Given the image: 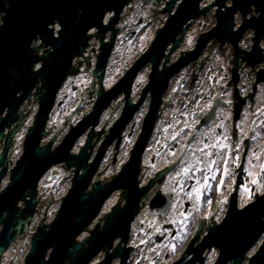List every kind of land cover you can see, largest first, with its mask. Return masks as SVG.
<instances>
[{
	"label": "flooded vegetation",
	"instance_id": "1",
	"mask_svg": "<svg viewBox=\"0 0 264 264\" xmlns=\"http://www.w3.org/2000/svg\"><path fill=\"white\" fill-rule=\"evenodd\" d=\"M142 5L132 11V19L124 21L118 31L113 51L104 65L105 93L118 84L154 40L133 57L120 50L129 44L134 46L144 35L145 21L136 16ZM231 5L229 1L226 7ZM258 14L252 7L247 19ZM216 15L217 6L192 20L186 32L176 37L177 49L171 51L173 41L164 51L157 71L160 77L149 83L153 63L146 61L132 85L116 90L99 117L92 147L86 152L89 155L86 166H97L86 194L95 184L101 187L110 184L131 158L134 160L130 166V198L125 196L126 189L114 190L76 242H86L95 229L102 232L114 209H127L125 215L132 216L128 237L109 264H174L183 256L187 258L190 252L195 256L205 245L207 235L223 223L229 211H241L264 196V36H259L256 42L255 31L249 28L239 37L227 34L217 38L209 34L216 26ZM241 15L237 11L233 16L234 33L242 27ZM118 71L121 72L117 75ZM111 77L114 79L108 84ZM99 88V80L94 79L91 68L65 81L49 118L53 129H57L54 136L62 129L53 148L92 110ZM127 99L131 108L125 111ZM55 112L61 117L60 123H51ZM69 117L76 122L66 128ZM87 134L88 131L77 142L80 145L72 154L85 146ZM73 171L74 168L65 170L62 163L42 177L36 211L22 219L28 229L22 228L19 234L12 235L11 243L0 256V264H24L39 223L49 224L38 218L41 184L48 180V187L53 188L49 192L55 193L58 189L55 182L64 180L68 192ZM17 204L18 217L25 203ZM121 240L122 237H116L111 250H101L90 264L104 262ZM263 242L264 233L256 243L257 249ZM257 249L247 253L244 264ZM11 253L17 255L9 259ZM218 255V248L207 247L194 264H215Z\"/></svg>",
	"mask_w": 264,
	"mask_h": 264
},
{
	"label": "water",
	"instance_id": "2",
	"mask_svg": "<svg viewBox=\"0 0 264 264\" xmlns=\"http://www.w3.org/2000/svg\"><path fill=\"white\" fill-rule=\"evenodd\" d=\"M229 1L232 7H226ZM131 2L132 0H0V143L7 135L6 141L2 142L3 150H0V186L11 165L9 157L13 156L9 150L26 119V109H32L34 100H39L22 153L11 170L4 190L0 189V256L11 243L15 232L19 234L22 228L27 231V223L22 219L28 213L33 215L36 211L39 181L48 170L63 163L65 170L74 168L71 186L53 220L50 223L47 221L48 213L42 218L49 224L45 225L44 221L39 223L24 264H90L101 250H111L116 237H122L116 250L109 253L104 262L99 263L109 264L128 237L132 216L125 215L127 209H114L102 232L95 229L86 242H76L81 232L96 219L105 199L114 190L124 188L127 190L125 196L130 198V166L134 163L133 158L110 184L104 187L95 184L92 191L86 194L90 179L97 169L96 165L86 166L89 158L86 152L92 147L99 117L111 103L116 90L128 89L146 61L153 63L149 82L152 84L155 77H160L158 65L168 45L174 41L171 51L177 49L179 40L175 41L176 37L186 32V26L192 20L206 14L213 7L217 6V22L209 34L217 38L227 34L239 37L250 28L255 31L256 42L259 36H264V0H215L206 4V0H169V3L162 6L165 7L162 12L167 15L166 21L157 30L150 47L118 84L105 93L104 65L109 60L120 30L121 22L118 21L126 14L124 9ZM149 2L155 6L160 5L159 0ZM252 7L259 14L247 19ZM224 8L226 11H223ZM237 11L242 14L243 24L234 33L233 16ZM108 13L114 15L104 19ZM54 24L60 26L58 33ZM107 32H111L109 40H106ZM92 36L101 38L100 54L93 70L94 79H98L100 84L96 100L92 110L86 112L76 124L72 123L75 125L53 148L62 129L51 141L48 139L42 143L47 132H51V128L46 129L50 114L67 78L83 67V58L73 63L74 58L83 53L88 54L89 61L86 65L87 68L90 67L92 58L88 53V42ZM38 38L42 40L41 45L34 43ZM44 45L47 46L45 52H38V48ZM39 62L42 66L37 70ZM94 85L95 80L90 88V96L94 92ZM35 88L37 90L33 93ZM32 93L33 102H25L31 98ZM34 95H37L36 98ZM23 104L25 108H21ZM62 104L63 102L59 103L58 107ZM129 104L127 99L125 111L131 108ZM115 128L116 126L111 132ZM87 131L85 146L77 154H72L77 142ZM54 173L58 175V171ZM39 199L42 202L43 192H39ZM52 200L51 195L50 204ZM19 202L25 203V207L17 217ZM263 233L264 196L241 211H229L223 223L207 235L205 245L198 254L194 253L193 256L189 248L187 252L190 255L187 258L183 256L174 264H194L207 247L219 249L215 264H244L247 253ZM261 244L247 264H264V242ZM203 261L201 258V263Z\"/></svg>",
	"mask_w": 264,
	"mask_h": 264
},
{
	"label": "rangeland",
	"instance_id": "3",
	"mask_svg": "<svg viewBox=\"0 0 264 264\" xmlns=\"http://www.w3.org/2000/svg\"><path fill=\"white\" fill-rule=\"evenodd\" d=\"M215 0H206V3H210L213 2ZM140 4V3H139ZM214 11H211V14H213ZM136 16L137 17H143L144 21H145V27H144V35L142 36V39L139 40V42L134 43V46L132 45H128V46H124L122 47L120 50H125L130 54L131 57L136 56L139 51H142L143 49H145L149 42L153 40V38H155L156 36V32L157 29L160 28V26L163 25V18H165L164 16L162 17V19H158L154 20V13H153V7L148 4V3H144L141 8L136 12ZM133 15H128L127 18L125 19V21H130L132 19ZM1 19V17H0ZM121 71H118L116 74L118 75V73H120ZM114 78L111 77L110 79H108V84L112 83V80ZM70 109V108H69ZM68 109V110H69ZM71 118V117H69ZM76 119L75 118H71L69 120H66L67 122L65 123L66 128L70 127L72 125V123H75ZM61 121V117L55 112V115H53V117L51 118V123L52 122H56V123H60ZM64 121V120H63ZM50 128H51V132L49 134V137L46 139L48 141V139H52L54 137V132L57 130L56 128L53 129V126L50 124ZM18 138L19 141L15 147V151H14V155L16 156V159L20 157L21 155V151L23 150V144H24V138H25V131L21 130L18 133ZM80 144L75 146L74 150H77V148L79 147ZM64 173V171H63ZM9 177L7 176L5 178V183L3 184V189L4 190V185L8 182ZM48 180H44V182L41 184L40 186V191L39 192H43V200H42V208H41V212L39 214V219H42L47 213V221H50L53 219V217H55L57 212V209L60 205V201L62 200L63 196L66 194L67 192V187H68V183H66L64 180H60V182H55L58 189L57 191H55V193H50V189H53L51 187H48L47 184H49V182H47ZM55 183H53V185H55ZM38 192V193H39ZM51 195L53 197V201L51 203V205L48 206V201L51 198ZM257 249V244L253 247V249L251 250L250 253H252L254 250ZM17 254L11 253L8 254V258H12V256H16ZM8 262V261H7ZM7 264V263H5ZM11 264V263H9ZM15 264H18L15 263Z\"/></svg>",
	"mask_w": 264,
	"mask_h": 264
},
{
	"label": "built area",
	"instance_id": "4",
	"mask_svg": "<svg viewBox=\"0 0 264 264\" xmlns=\"http://www.w3.org/2000/svg\"><path fill=\"white\" fill-rule=\"evenodd\" d=\"M159 1H160V5L159 6H155L152 3H150L149 0H134V1L132 0V2L124 9L126 14L122 15L121 16V20L118 21V22H121L120 29H121L125 19L127 18V16L130 15L133 10L137 9V7L139 5L144 4V3H148V4H150L153 7L154 20L158 21V19H162V17L164 16L165 18H163V22L166 21L167 15L162 12L165 7H162V6L167 4V3H169V0H159ZM113 15H114V13H108L105 16L104 19L111 18ZM53 27H54L56 33H58L60 31V26L59 25L54 24ZM158 29H160V28H158ZM92 30H97V29H92ZM107 34L111 35V32H107ZM108 39H109V37L107 36L106 40H108ZM41 41H42L41 38H38L37 40L34 41V43L41 45ZM100 48H101V38L92 36V38L89 39V42H88V53H89V55L92 58L91 63L89 64L90 65L89 68H91L92 70H94L95 65L97 63V56H98V53L100 52ZM45 49H47V46L44 45V46L38 48V52H45ZM82 58H83V67L78 68L77 72L75 74H73V75H70L67 79H69L70 77H72L74 75H78L80 72H83L85 69L86 70L88 69L86 64L89 61V57H88V54H86V53H83L82 55L77 56L76 58H74L73 63H75V61L80 60ZM41 66H42L41 62L37 63V70ZM36 90H37V88L34 89L33 93ZM33 93H32L31 98L26 100L25 102H33ZM36 96L37 95H34V98H36ZM38 107H39V100H34L33 108L32 109H26L27 110L26 119H24L25 121L23 122V124H22L20 130L18 131V133L21 130H24L25 131V137H26V135L28 134V132L30 130V125L33 122L34 116L37 113L36 110H38ZM21 108H25L24 104L21 106ZM46 129H50V123L49 122H48V124L46 126ZM6 130H8V129H6ZM18 133L15 135L13 145L11 146V148L9 150L10 154L13 157H9L11 165L8 168V173H7L8 177H9V175L11 173V170L15 167V164H16L17 160L19 159V158L16 159V156L14 155L15 147H16L18 141H19ZM47 133H48V135L43 139L42 143L47 141L46 139L49 137L50 132H47ZM6 137H7V135H5L4 141H6ZM4 141H2V142H4ZM24 141H25V138H24ZM2 142L0 143V150H3ZM7 176H5V178ZM4 183H5V179L1 183V186H0L1 190L3 189V184ZM5 185H7V184H5Z\"/></svg>",
	"mask_w": 264,
	"mask_h": 264
},
{
	"label": "snow or ice",
	"instance_id": "5",
	"mask_svg": "<svg viewBox=\"0 0 264 264\" xmlns=\"http://www.w3.org/2000/svg\"><path fill=\"white\" fill-rule=\"evenodd\" d=\"M188 171H189V169H187V168L184 170L185 173H187Z\"/></svg>",
	"mask_w": 264,
	"mask_h": 264
}]
</instances>
